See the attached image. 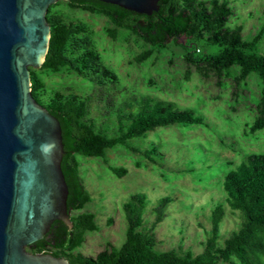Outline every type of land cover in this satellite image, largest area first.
<instances>
[{"label": "rangeland", "instance_id": "rangeland-1", "mask_svg": "<svg viewBox=\"0 0 264 264\" xmlns=\"http://www.w3.org/2000/svg\"><path fill=\"white\" fill-rule=\"evenodd\" d=\"M228 1L233 14L227 25L242 26L247 41L262 31L259 49L264 53V0ZM53 13L67 24L83 25L90 31L103 64L115 72L118 82L115 87H104L102 93L98 85L68 68L58 72L35 69L45 84L41 91L44 103L51 102L56 93L91 96L90 119L108 137L120 134L119 115L138 111L145 98L174 103L204 120L203 125L156 128L146 137L130 141L129 146L107 150L105 158L77 156L91 201L71 214H94L98 229L87 232L82 246L73 253L96 258L109 245L121 247L127 227L123 206L138 193L148 198L143 230H149L155 222L159 201L164 197L171 200L164 220L155 228L159 251L201 253L211 229L210 216L220 204L226 208L220 226L219 245L223 246L243 222L241 214L227 203L225 178L248 155L264 154V131L250 133L258 116L260 79L251 75L238 85L235 78L239 67L222 80L213 72L205 75L203 69L186 61L187 51L172 41L166 49L155 51L139 63L137 58L150 46L122 29L116 40L111 38L107 30L113 26L107 17L72 8L69 0L56 3ZM179 43L188 44L191 50L196 48L197 57L219 50L206 42L196 46L186 37ZM110 166L125 168L128 173L119 178ZM27 251L36 253L29 247Z\"/></svg>", "mask_w": 264, "mask_h": 264}, {"label": "trees", "instance_id": "trees-1", "mask_svg": "<svg viewBox=\"0 0 264 264\" xmlns=\"http://www.w3.org/2000/svg\"><path fill=\"white\" fill-rule=\"evenodd\" d=\"M69 5L107 17L113 26L107 33L114 40L118 38L119 29L140 37L150 49L137 58L139 63L147 60L155 51L166 49L172 41L187 51L186 61L203 69L205 75L213 72L222 80L231 77L233 69L239 67V75L235 78L238 85L251 75H256L262 88L258 116L250 126V133L264 131V53L259 49L263 33L261 31L247 41L242 36V26H228L229 17L233 14L228 0H161L159 11L151 16L98 0H69ZM55 6H50L47 13L51 39L48 54L40 69L58 72L68 68L98 85L102 93L104 87H115L118 77L103 64L90 31L83 25L65 23L53 13ZM183 37L193 41L196 46L206 42L219 50L214 55L197 57L196 48L191 50L188 44L179 43ZM30 71L35 100L61 123L65 150L62 170L69 188L67 203L73 227L70 228L63 221H55L45 238L29 248L36 253L66 258L71 264H264V154L248 155L225 178L227 203L232 211L241 214L243 222L223 246L219 245L220 226L226 208L220 204L210 216L211 229L201 253L188 251L181 254L175 249L159 251L155 228L164 220L171 200L164 197L159 201L155 222L149 230H143L148 198L138 193L123 206L127 227L121 247L109 245V249L96 258L73 253L82 246L87 232L98 229L94 214H71L83 209L91 201L77 156L105 158L107 150L118 145L129 146L130 141L144 138L156 128L203 125L204 120L192 110L178 109L174 103L145 98L140 101L138 111L119 115L120 134L108 137L102 130H97L90 119L91 96L65 97L56 93L51 102L44 103L41 91L45 84L34 68ZM108 103H111V99ZM110 170L119 178L128 173L125 168L110 166Z\"/></svg>", "mask_w": 264, "mask_h": 264}, {"label": "water", "instance_id": "water-1", "mask_svg": "<svg viewBox=\"0 0 264 264\" xmlns=\"http://www.w3.org/2000/svg\"><path fill=\"white\" fill-rule=\"evenodd\" d=\"M59 1L0 0V264H71L27 251L55 221L73 227L61 123L35 100L30 71L45 62ZM98 1L151 16L161 0Z\"/></svg>", "mask_w": 264, "mask_h": 264}]
</instances>
